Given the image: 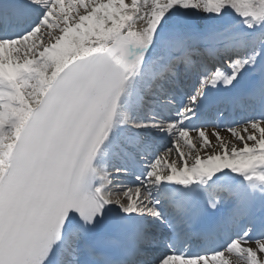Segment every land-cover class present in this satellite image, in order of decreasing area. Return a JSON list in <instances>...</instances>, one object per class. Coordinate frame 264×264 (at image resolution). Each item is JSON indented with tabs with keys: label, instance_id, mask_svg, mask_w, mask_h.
I'll list each match as a JSON object with an SVG mask.
<instances>
[{
	"label": "snow or ice",
	"instance_id": "snow-or-ice-1",
	"mask_svg": "<svg viewBox=\"0 0 264 264\" xmlns=\"http://www.w3.org/2000/svg\"><path fill=\"white\" fill-rule=\"evenodd\" d=\"M0 264H264V0H0Z\"/></svg>",
	"mask_w": 264,
	"mask_h": 264
},
{
	"label": "bare ground",
	"instance_id": "bare-ground-1",
	"mask_svg": "<svg viewBox=\"0 0 264 264\" xmlns=\"http://www.w3.org/2000/svg\"><path fill=\"white\" fill-rule=\"evenodd\" d=\"M222 134L227 135L226 133H222Z\"/></svg>",
	"mask_w": 264,
	"mask_h": 264
},
{
	"label": "rangeland",
	"instance_id": "rangeland-1",
	"mask_svg": "<svg viewBox=\"0 0 264 264\" xmlns=\"http://www.w3.org/2000/svg\"><path fill=\"white\" fill-rule=\"evenodd\" d=\"M174 155V154H173ZM132 178H134V177H132Z\"/></svg>",
	"mask_w": 264,
	"mask_h": 264
}]
</instances>
